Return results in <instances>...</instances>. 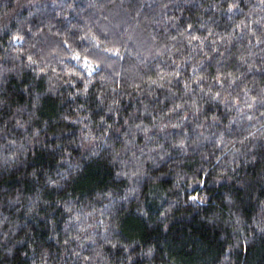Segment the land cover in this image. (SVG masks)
I'll use <instances>...</instances> for the list:
<instances>
[{"label": "clouds", "instance_id": "9594fccd", "mask_svg": "<svg viewBox=\"0 0 264 264\" xmlns=\"http://www.w3.org/2000/svg\"><path fill=\"white\" fill-rule=\"evenodd\" d=\"M2 264H264V0H0Z\"/></svg>", "mask_w": 264, "mask_h": 264}, {"label": "trees", "instance_id": "16d2710c", "mask_svg": "<svg viewBox=\"0 0 264 264\" xmlns=\"http://www.w3.org/2000/svg\"><path fill=\"white\" fill-rule=\"evenodd\" d=\"M0 264H2V262H0Z\"/></svg>", "mask_w": 264, "mask_h": 264}]
</instances>
